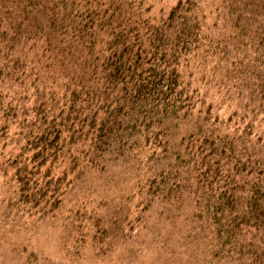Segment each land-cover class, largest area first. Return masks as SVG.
Instances as JSON below:
<instances>
[{
    "label": "rangeland",
    "instance_id": "1",
    "mask_svg": "<svg viewBox=\"0 0 264 264\" xmlns=\"http://www.w3.org/2000/svg\"><path fill=\"white\" fill-rule=\"evenodd\" d=\"M0 264H264V0H0Z\"/></svg>",
    "mask_w": 264,
    "mask_h": 264
}]
</instances>
